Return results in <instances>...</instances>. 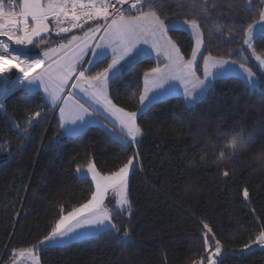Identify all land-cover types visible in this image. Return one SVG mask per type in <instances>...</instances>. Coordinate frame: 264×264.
I'll return each mask as SVG.
<instances>
[{"label": "trees", "instance_id": "obj_1", "mask_svg": "<svg viewBox=\"0 0 264 264\" xmlns=\"http://www.w3.org/2000/svg\"><path fill=\"white\" fill-rule=\"evenodd\" d=\"M199 2L163 0L159 10L168 23L195 15L205 37L204 55L240 63L249 54L244 28L259 21L264 5L252 0L251 11L245 12L238 9L247 7V0H214L216 8L209 7L205 15ZM234 22L233 31L228 25ZM218 24L223 25L219 33ZM168 35L189 58L192 37L184 30ZM254 43L264 55V33ZM101 61L93 65V74L110 58ZM157 64L152 57L136 61L112 84L109 98L125 111H138L143 73ZM257 75L253 89L238 77L219 79L190 108L182 96L155 102L137 117L143 132L139 143L127 147L99 126L62 136L40 92L11 91L0 100V264H11L13 250L37 245L61 208L66 214L90 198L94 186L77 177L78 166L91 160L101 174H110L129 158L134 162L128 184L131 210L113 216L120 232L41 248L36 253L40 264H208L210 255L220 264H264V247L255 243L264 230V74ZM37 111L42 116L29 126ZM234 136L243 137L247 146L232 154L225 143ZM125 229L127 242H119ZM217 241L219 256L214 255Z\"/></svg>", "mask_w": 264, "mask_h": 264}, {"label": "snow or ice", "instance_id": "obj_2", "mask_svg": "<svg viewBox=\"0 0 264 264\" xmlns=\"http://www.w3.org/2000/svg\"><path fill=\"white\" fill-rule=\"evenodd\" d=\"M177 2L181 3L182 0H177ZM162 3L163 0H115V2L113 0H0V37L20 46L12 49L4 39H0V73L16 68L23 76L13 81V88L18 84H24V81H27L24 84L26 92H31L34 87L42 88L52 107H59L60 127L64 134L71 136L79 135L84 116H91L96 111L95 107L86 106L83 103L76 104L75 112L68 109L67 101L75 93L68 91L66 96L62 93L65 92L69 81L74 78L75 82L71 83V89H79L91 100L92 105L103 106L104 110L114 118L116 123L112 127L116 129L118 125V138L122 141V146H129V140L133 144H138L137 137L143 135L142 129L137 124L138 112H142L144 108H148L163 97L174 94L175 88L169 81L180 79L181 83L185 84V107L190 108L203 99L214 88L215 82L225 78V74L237 64L235 59H226L211 54L204 55L202 48L205 37L195 15L192 19L183 20V25L191 29V36L194 40L191 55L186 59L177 42L168 35L170 31L182 30L183 26L177 22H166L168 18L163 16L159 10ZM260 3L264 5V0H260ZM125 4H129L135 14L129 13L123 7ZM247 4V7L238 10L251 11L252 0H247ZM216 6L214 0L213 2L200 0L197 5L198 10L205 15L208 14L209 7L216 8ZM91 21H97V23L93 25L89 23ZM259 21L264 22V8H261L259 12ZM85 24H89L86 30L84 29ZM222 27L223 25H216V32H221ZM235 27V22L228 25V28L233 31ZM73 29L82 30L83 36L72 34L66 42L59 43L56 48H48L42 52L44 59L31 57L25 51L28 45L39 47L46 44V34L50 35L53 31L56 35L67 34ZM101 30L104 35L100 36L99 41L94 45L90 44L89 40L95 41L96 34ZM260 32L264 33V24L261 25ZM142 36L152 37V50L157 57L163 53L168 63L163 68L157 64L144 71L145 87L144 91L139 94V103L143 107L136 112H129L116 106L109 98L108 92L112 84L119 79L124 65L137 60L144 54V50L137 45L141 42L149 43V41L146 38L141 41ZM210 38L211 33H209ZM256 39L254 23H248L243 31V45L247 46L252 57L258 61L259 68L264 70V55L256 52L254 43ZM106 48L111 49V62L93 74L95 61H85L84 57L91 55L99 60L105 57ZM240 51H244L243 47ZM52 53L59 55L53 59L50 55ZM228 55L231 57L232 53ZM200 59L203 60V78L197 75L200 70ZM46 61H50L46 70L30 77L32 70L45 64ZM82 64H87L88 67H82ZM239 70L241 75L246 77L249 86L254 87L257 81L254 79L255 73L252 66L247 63V57L240 62ZM188 83H191V87L187 86ZM150 91L153 92L152 96L148 95ZM61 100L65 102L64 105L59 103ZM2 107L3 105L0 104V108ZM40 116L42 113L39 111L31 114L29 126H32L31 121ZM105 127L108 125L106 124ZM225 146L232 149V154H234L237 150L245 148L247 141L243 137L234 136L226 141ZM223 158L224 153L221 152L218 159ZM132 164L133 158H129L127 163L110 174H101L91 160L87 163L86 173H82L78 166L76 169L78 178L86 179L90 174L94 190L91 191L90 198L86 202L73 207L66 214L61 208L59 219L55 221L47 235L39 241V245L63 246L93 231L110 232L114 230L119 233L120 228L113 222V216L120 215L125 210L129 212L131 210L128 178ZM223 175L227 177L229 172L225 171ZM109 192L115 194L119 211L105 205V198ZM243 195L245 199L249 198L247 190L243 192ZM208 227L207 224L204 225L205 229ZM123 237L124 239L119 242L126 243L129 237L127 229L124 230ZM255 243L264 247V230L259 231ZM208 246V240L205 239V247ZM39 250L38 245H33L24 249L21 254L31 256L34 264H40L36 255ZM220 253L221 245L217 241L214 255L219 256ZM16 254L17 251L13 250V255ZM206 259L208 264H220L211 255Z\"/></svg>", "mask_w": 264, "mask_h": 264}, {"label": "rangeland", "instance_id": "obj_3", "mask_svg": "<svg viewBox=\"0 0 264 264\" xmlns=\"http://www.w3.org/2000/svg\"><path fill=\"white\" fill-rule=\"evenodd\" d=\"M177 23H179V24H181L183 27H182V30H184L185 32H187L190 36H191V29H189L188 27H187V25H183V22H177ZM262 24H264V22H261V21H258L256 24H254V27H255V32H256V36L258 35V34H260L261 32H260V27H261V25ZM104 32H103V30H101V32H99V33H97V39L93 42V45H94V43L95 42H97V41H99V37L100 36H102V35H104L103 34ZM62 35V36H61ZM64 36H66L65 34H59V35H56L55 34V31H53L50 35H48V34H46V44H44V45H41V46H39V47H36V46H33V45H28L27 46V48L25 49V51L27 52V53H30V54H38V55H40L42 58H44L43 57V55H42V52L43 51H46L48 48H50V47H53V48H56L57 46H58V44L59 43H61V42H66V40H63L64 38H66L67 37V39L71 36V35H67L66 37H64ZM192 37V36H191ZM0 38H3V39H6V38H4V37H0ZM193 42H194V40H193ZM10 43H11V45H12V48L13 49H16V48H18V47H20V46H17V45H14V44H12V42L10 41ZM46 47H48V48H46ZM139 47V46H138ZM247 47V46H246ZM144 50V54L143 55H152V56H156V57H154L157 61H158V64H159V66H160V59L161 58H164L165 59V57H164V55H163V53H161V55L159 56V57H157V54L152 50V47L151 48H144L143 49ZM202 51H203V49H202ZM248 55L246 56L247 57V63L249 64V65H251L252 66V68H253V70H254V73H255V75H254V79L257 81V83H256V85L254 86V87H250L249 86V84L247 83V79H246V77H244L243 75H241V72H240V70H239V64L240 63H237L236 64V66L235 67H233V68H231L226 74H225V77H228V76H234V77H238V78H240L241 80H243L251 89H253V88H256L257 86H258V75L257 74H264V70H261L260 68H259V65H258V61L254 58V57H252V55H251V52H249L248 51ZM258 53V52H257ZM259 54V53H258ZM51 56H52V58L54 59V58H56L57 57V55H59V54H57V53H52V54H50ZM93 56H91V55H87V56H85V61L86 60H93ZM158 58V59H157ZM166 60V59H165ZM48 63H50V61H46L45 62V64H42V66L38 69V70H36L35 72H33L31 75H30V77L31 76H35L36 75V73H42V72H44L45 70H46V68H47V65H48ZM166 63H168V61L166 60ZM199 64H200V70H199V72L197 73V75H199L201 78H203V60L202 59H200V61H199ZM165 65V64H164ZM164 65H161L160 67L161 68H163L164 67ZM82 67H88V65L87 64H82L81 65ZM213 71H216V69H213ZM77 75H78V73H77ZM16 79H13V78H9V83L7 84V86H6V88H5V90H4V92H3V95H1L0 96V100L1 99H3V98H5L11 91H14V90H17V89H23L24 90V84H26L27 83V81H24V84H18V85H16V87L15 88H13V81H15ZM73 82H75V79L73 78V80H71V81H69V85H68V87H67V89H66V92H68V91H73L74 93L76 92V91H79V89H71V87H70V85H71V83H73ZM169 83L170 84H172L173 86H174V88H175V92H174V94H172V95H170V96H165V97H163L161 100H163V99H165V98H168V97H171V96H182V97H184V88H185V84L184 83H181V80L180 79H175V80H171V81H169ZM165 86H167V85H165ZM187 86L188 87H191V83H188L187 84ZM144 87H145V85H144V77H143V88H142V92L144 91ZM10 88V89H9ZM9 89V90H8ZM40 92L41 94H42V96H43V99H44V101H45V103L46 104H48L53 110H54V112H55V114H56V117H57V119H58V121H59V124L61 123V119H60V111H59V107H55V108H53L52 107V105L49 103V101H48V98L46 97V94H45V92H44V90L42 89V88H38V87H34L33 89H32V91L31 92ZM83 95H84V93H82ZM148 95L149 96H152L153 95V92H149L148 93ZM85 98V97H84ZM88 100H90L88 97H86ZM185 99V98H184ZM75 100L73 99V97L71 98V99H69L68 101H67V107H68V109L69 110H71V111H73V112H75L77 109H76V104H80L81 102H78L77 100L75 101V103H73ZM91 101V100H90ZM160 101V100H159ZM157 102V101H156ZM61 105H64V101L63 100H61L60 102H59ZM147 103V102H146ZM86 106H90L89 104H87ZM93 107H95V109H96V111L91 115V116H88V115H85L84 116V123L82 124V126H81V128H80V132H82L83 130H85L87 127H90V126H99V127H101V128H103L104 130H106L109 134H111L114 138H116L118 141H120V142H122L118 137H119V127H118V125H117V127H116V129H114L115 131H112L111 129H110V127L108 126V127H105V125L107 124H111V125H113V124H115L116 122L114 121V118L109 114V113H107L105 110H104V108H103V106H101V105H92ZM194 106V105H193ZM143 106L142 105H140L139 106V109H141ZM138 109V110H139ZM145 110H147V108H144V110L142 111V112H144ZM142 112H138V116L142 113ZM137 116V117H138ZM77 123H79V121L77 122ZM60 129H61V134H62V136H71V135H67V134H64V131H63V129L60 127ZM79 132V133H80ZM140 137V136H139ZM139 137H137V140L139 139ZM131 141L129 140L128 141V143H130ZM133 167H134V162H133V164L132 165H130V170H129V178H130V174H131V171H132V169H133ZM76 172V175H77V177H78V173H77V171H75ZM81 172L82 173H86V167H84V168H81ZM87 178L91 181V183H92V185H93V182H92V180H91V176H90V174H88L87 175ZM129 178H128V184H129ZM94 186V185H93ZM105 205L108 207V208H110V209H114V210H116V211H119V209L117 208V205H116V196H115V194L114 193H112V192H109L107 195H106V198H105ZM125 211H128V210H125ZM124 212V211H123ZM101 232H103L102 230L101 231H93V232H91L90 234H88V235H86V236H84L83 238H80V239H75V240H72V241H69L66 245H68V244H70V243H72V242H75V241H78V240H81V239H84V238H90V237H93V236H96V235H98L99 233H101ZM38 246H39V249H41V248H52V247H44V246H42V245H39V243L37 244ZM66 245H63V246H66ZM63 246H54V247H63ZM22 253V251H19V252H17V254L16 255H14V258H13V261L11 262V264H34V261H33V259H32V257L31 256H28V255H26V254H21ZM37 255V254H36ZM38 256V255H37ZM40 262V261H39Z\"/></svg>", "mask_w": 264, "mask_h": 264}, {"label": "crops", "instance_id": "obj_4", "mask_svg": "<svg viewBox=\"0 0 264 264\" xmlns=\"http://www.w3.org/2000/svg\"><path fill=\"white\" fill-rule=\"evenodd\" d=\"M135 14V13H134ZM100 23H102V21H99ZM95 23H97V21H93L91 24H95ZM89 27V25L85 28V30L87 29ZM62 34H64V33H62ZM72 34H77V35H80V36H83V31H80V32H70V33H67V34H65L66 36L67 35H72ZM104 34V33H103ZM62 36V35H61ZM66 36H64V37H66ZM97 34H96V39H97ZM148 39V41H149V43H143V42H141V43H139L137 46H139V48H141V49H144V48H151V40H152V37L151 36H147V37H141V41H143L144 39ZM63 40H67V37L66 38H64ZM93 40H89V43L90 44H93ZM46 48H48V47H46ZM51 48H53V47H51ZM105 52H106V55H105V57H102V58H100L99 60H97L96 58H93V60L95 61V63H97V62H99V61H101V60H103V59H105V58H110V62H111V58H112V53H111V49H105ZM144 57H152V58H154V57H156V56H152V55H141L137 60H135V61H133V62H131V63H129V64H125L124 65V67H123V69H122V71H121V74L126 70V69H128L131 65H133L136 61H138L139 59H141V58H144ZM41 59H44V58H42L41 57ZM84 59H85V57H84ZM158 59V58H157ZM90 60V59H89ZM160 66L161 65H164V64H166V60L164 59V58H161L160 60ZM121 63H123V62H121ZM42 66V65H41ZM41 66H39V67H37V68H35L34 69V71L33 72H35L36 70H38ZM32 72V73H33ZM31 73V74H32ZM30 74V75H31ZM68 87V86H67ZM67 87H66V89H67ZM62 95H67V92H66V90H65V92L64 93H62ZM108 96H109V94H108ZM85 97V98H84ZM73 99L76 101H78V102H81V103H83V104H85V105H87V104H89L91 107H93L92 106V102L90 101V100H88L87 98H86V96L85 95H83L82 94V92H80V91H76L75 92V95L73 96ZM108 126L110 127V129L112 130V131H115L114 129H113V127H112V125L111 124H108Z\"/></svg>", "mask_w": 264, "mask_h": 264}, {"label": "bare ground", "instance_id": "obj_5", "mask_svg": "<svg viewBox=\"0 0 264 264\" xmlns=\"http://www.w3.org/2000/svg\"><path fill=\"white\" fill-rule=\"evenodd\" d=\"M0 39H3V38H0ZM4 40L12 48L10 41H7L6 39H4ZM22 76H23V74L16 68H12L10 71L0 73V96L3 95V92H4L7 84L9 83V78L17 79V78H21Z\"/></svg>", "mask_w": 264, "mask_h": 264}, {"label": "built area", "instance_id": "obj_6", "mask_svg": "<svg viewBox=\"0 0 264 264\" xmlns=\"http://www.w3.org/2000/svg\"><path fill=\"white\" fill-rule=\"evenodd\" d=\"M113 2H115V0H113ZM117 7H120V6L117 5ZM123 7H124L125 9H127L129 13H133V12H134V10H132V9L129 7V4H125ZM92 22H93V21H91V22H89V23L91 24ZM87 25H89V24H85V25H84V28H85ZM78 31H81V30H80V29H73V30H72V32H78ZM128 144H129V145H133L132 142H130V143H128Z\"/></svg>", "mask_w": 264, "mask_h": 264}, {"label": "water", "instance_id": "obj_7", "mask_svg": "<svg viewBox=\"0 0 264 264\" xmlns=\"http://www.w3.org/2000/svg\"><path fill=\"white\" fill-rule=\"evenodd\" d=\"M27 54H28L29 56H31V57H38V58H41V56L38 55V54H30V53H27ZM33 71H34V69L32 70V72H33ZM32 72H31V73H32ZM31 73H30V74H31ZM21 78H22V77H21ZM9 89H10V88H9ZM9 89H8V90H9Z\"/></svg>", "mask_w": 264, "mask_h": 264}]
</instances>
